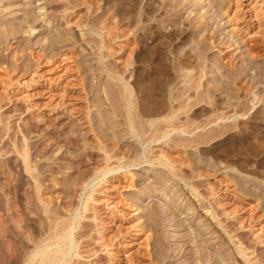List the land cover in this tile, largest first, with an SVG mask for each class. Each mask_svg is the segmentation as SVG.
Masks as SVG:
<instances>
[{"label": "rangeland", "instance_id": "obj_1", "mask_svg": "<svg viewBox=\"0 0 264 264\" xmlns=\"http://www.w3.org/2000/svg\"><path fill=\"white\" fill-rule=\"evenodd\" d=\"M57 248L264 264V0H0V264Z\"/></svg>", "mask_w": 264, "mask_h": 264}, {"label": "bare ground", "instance_id": "obj_2", "mask_svg": "<svg viewBox=\"0 0 264 264\" xmlns=\"http://www.w3.org/2000/svg\"><path fill=\"white\" fill-rule=\"evenodd\" d=\"M25 18V17H24ZM26 22H29V17L27 18H25L24 19ZM105 174V173H104ZM71 198V197H70ZM89 204V203H88ZM91 207V206H90ZM87 210V209H86ZM66 211V210H65ZM67 212V211H66ZM66 212H64V213H66ZM86 214V213H85ZM94 217V216H93ZM96 217V216H95ZM65 219V218H64ZM68 219V218H67ZM62 223V222H61ZM96 224V223H95ZM61 225V224H60ZM100 229V228H99ZM85 230V229H84ZM57 231V230H56ZM55 231V232H56ZM81 233V232H80ZM79 233V234H80ZM60 234V233H59ZM82 234V233H81ZM63 235V234H62ZM92 235V234H91ZM98 235V234H97ZM77 236V235H76ZM96 238H97V236H96ZM60 239H62V237H60ZM58 242V241H57ZM56 244V243H55ZM43 247V246H42ZM58 252H60V250L57 248V249H55L54 250V252L51 254L50 252L48 253V252H45V251H43V253H42V256H41V258H40V264H51V261H52V255L53 254H55V253H58ZM81 252V251H80ZM61 253V252H60ZM82 253V252H81ZM63 254V253H62ZM56 256H57V254H56ZM59 258V257H58ZM56 259V258H55ZM38 263V262H37Z\"/></svg>", "mask_w": 264, "mask_h": 264}]
</instances>
